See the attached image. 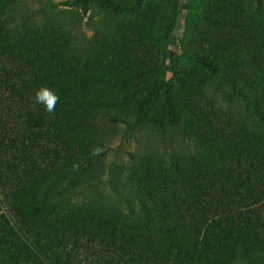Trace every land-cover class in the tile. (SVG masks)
Returning a JSON list of instances; mask_svg holds the SVG:
<instances>
[{"label":"trees","instance_id":"1","mask_svg":"<svg viewBox=\"0 0 264 264\" xmlns=\"http://www.w3.org/2000/svg\"><path fill=\"white\" fill-rule=\"evenodd\" d=\"M195 1L183 9L193 12ZM141 2L67 5L115 20ZM234 2L202 17L239 30L245 24ZM18 3L0 0V219L27 264H83L79 256L96 264L88 253L104 264H264V33L254 32L250 47L244 28L245 43L198 56L194 82L180 75L171 90L157 74L163 67L128 51L120 28L98 31L84 46L57 22L10 25ZM218 78L251 108L250 124L207 112V85ZM41 86L59 96L54 113L36 103ZM105 123H147L199 144L198 154L136 161L129 176L141 198L137 218L92 207L79 216L60 203L95 178Z\"/></svg>","mask_w":264,"mask_h":264},{"label":"rangeland","instance_id":"2","mask_svg":"<svg viewBox=\"0 0 264 264\" xmlns=\"http://www.w3.org/2000/svg\"><path fill=\"white\" fill-rule=\"evenodd\" d=\"M69 1L72 0H19L8 22L16 28L57 22L71 29L75 40L84 46L93 42L98 31L120 28L128 51L135 49L140 60L150 66L163 67L157 74L170 81L171 90L178 86V76L192 80L199 74L198 56L223 52L236 43H245L244 28L250 29L251 36L246 37L250 47L255 44L254 32L264 33V0H235L236 15L241 16L245 24L239 30L220 29L202 17L209 11L220 10L222 0L195 1L191 13L183 9L184 0H142L136 11L115 20L104 18L98 12L83 16L79 10L67 5ZM207 86V101L203 104L207 112L223 111L234 119V123L237 120L241 125L251 123L253 111L232 85L218 78ZM102 143V147L96 149L95 178L60 198L63 206L72 208L79 216L92 207L137 218L141 198L129 176L136 161L149 154H155L161 160H173L200 152L199 144L179 131L158 134L147 123L135 129L105 123ZM87 257L90 262L94 259L96 264H104L91 253ZM86 259L79 256L77 261L87 264ZM30 262L31 258L0 219V264Z\"/></svg>","mask_w":264,"mask_h":264},{"label":"clouds","instance_id":"3","mask_svg":"<svg viewBox=\"0 0 264 264\" xmlns=\"http://www.w3.org/2000/svg\"><path fill=\"white\" fill-rule=\"evenodd\" d=\"M36 103L42 104L48 113H54L59 102L57 93L47 86H41L35 93ZM75 167V165H74Z\"/></svg>","mask_w":264,"mask_h":264}]
</instances>
